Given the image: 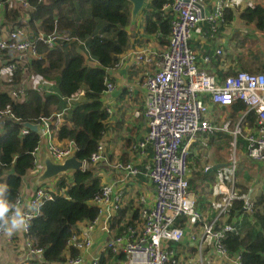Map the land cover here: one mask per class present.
<instances>
[{
  "label": "built area",
  "instance_id": "obj_1",
  "mask_svg": "<svg viewBox=\"0 0 264 264\" xmlns=\"http://www.w3.org/2000/svg\"><path fill=\"white\" fill-rule=\"evenodd\" d=\"M9 7L29 8V0H0V10ZM162 9L172 14L168 43L161 47L141 46L132 49L120 57L114 67L119 66L126 59H131L134 65L140 68L141 83L145 88L144 110L147 131L144 137L129 146L130 151L149 156L145 164L144 175L150 181L153 191V200H141L135 207L138 211L134 225H128L125 232H114L108 238L105 247L114 253L123 254V258H116L114 264H206L205 247L209 248L214 256L222 263L242 264L240 252L229 255L222 239L229 231L237 232L235 222L225 221L226 209L232 197L236 194L235 170L232 169L230 181L231 189L226 194L225 203L216 209L210 219L197 206V194L189 181V153L190 146L202 133L212 134L216 130L226 131L233 136V145H236V135L241 134L246 142L247 155L253 159H264V70L250 71L244 68L229 73L224 78L218 77L208 69L195 63L196 53L189 40L195 27L204 19L210 22V30L215 32L224 21L223 0L208 14L204 12L202 0H167ZM0 17V48L7 50L20 59L29 55H36L39 43L53 46L62 41H72L73 37L56 30L45 32L38 30L33 33L26 26L5 28ZM222 48L214 49L213 55L221 56ZM212 55L205 54L204 62H209ZM89 63H95L88 59ZM16 68L14 61H8L0 68L1 73L12 75ZM111 69V68H110ZM34 74L28 82L24 79L19 87L10 90L14 98L24 97L25 84L31 85ZM11 78V77H10ZM8 79V78H7ZM10 80V79H8ZM105 93L114 89V83L105 76ZM36 87L41 88L39 85ZM78 91L66 97L67 104H72L82 95ZM242 101L244 108L235 118L218 121L210 115V103L230 106L233 102ZM109 111V109H108ZM66 108L50 116L41 117L38 122L41 127V139L47 142L49 155L55 161H62L72 154L71 144L59 145L53 134L52 126L60 124ZM135 115L141 113L135 110ZM255 116L254 126H249L248 115ZM4 116L15 118L9 109L0 110V118ZM17 119V118H15ZM22 124V122H21ZM27 127L23 125L22 132ZM39 144L34 148L35 164H38L37 152ZM150 151V154H149ZM85 168L88 164L85 160ZM110 163V169L126 171V175L138 174L133 161L110 160L106 154L103 140L90 155V165L96 163ZM134 163V164H133ZM208 168V167H207ZM206 167L205 169L208 170ZM231 172V171H230ZM122 184L113 182L102 183L101 189L93 196L92 202L99 207V214L87 223L84 229H75L67 240V245L85 249L92 243L91 231L100 215L105 214L109 220L123 205ZM50 187H36L30 198L23 202L21 197L14 203L27 210L29 205L41 204L43 200L51 198ZM254 202L248 195L244 198L242 210L249 213ZM39 211L32 210L35 216ZM139 219V225H136ZM29 229V227H28ZM20 231L23 236V256L17 264H26L31 256H40L42 249L31 244L25 236L28 231ZM124 229V228H123ZM122 229V230H123ZM8 241L14 239L0 232V239ZM185 240L188 245L193 244L196 256L194 260L184 262L175 243ZM208 245V247H207ZM104 249V248H103ZM205 250V251H204ZM83 258L79 253L76 256H67L57 264H82ZM88 264H98V255Z\"/></svg>",
  "mask_w": 264,
  "mask_h": 264
},
{
  "label": "trees",
  "instance_id": "obj_2",
  "mask_svg": "<svg viewBox=\"0 0 264 264\" xmlns=\"http://www.w3.org/2000/svg\"><path fill=\"white\" fill-rule=\"evenodd\" d=\"M29 1V8L5 5V21L2 19V25L5 28L26 26L31 28L33 33L38 30H56L76 39L62 41L53 46L39 43L36 55L21 58L25 62L0 48V67L8 61H14L16 64L10 80L0 82L6 87L0 88V110L9 109L17 118H0V184L7 185L8 198L15 202L21 196L24 176L35 167L33 150L40 143L42 136L28 127L23 133L21 122H40L41 117L50 116L66 108L60 124L52 126L53 134L58 142H62V146L71 144L76 156L85 160L88 165L71 171L69 175L60 174L37 185L50 187L52 197L43 200L42 207L31 219L29 229L25 233L33 246L42 249L40 256H31L26 264H57L66 259L67 253L68 256L79 254L77 248L67 245L76 224L83 221L89 223L99 214V207L92 202V198L101 189L103 182L96 169L90 166V155L96 150L110 125L108 107L103 100L105 76L119 60L120 54L128 48L131 38L136 35L132 33V29L137 21L144 34L157 33L160 43L166 45L172 14L162 9L167 0H149L133 23L130 20L129 0ZM224 12L223 23H226L232 19L233 14L228 9ZM239 16L248 22H254L257 28H264L262 4L246 6ZM189 43L191 45V39ZM89 58L95 63H89ZM247 69L263 71L264 66ZM234 72L220 71L219 76L224 78L225 74ZM33 74L41 80L51 82L49 88L25 84L24 97L14 98L10 90L18 88L26 75ZM109 80L113 82L110 76ZM81 90L83 93L79 99L70 105L67 104L66 97ZM230 107V117L235 118L244 105L242 101L237 100ZM140 114H143V111ZM254 123L255 116L250 112L248 124L251 127ZM246 142L241 134L236 135L237 147L245 152ZM259 163H264V159ZM238 171L237 169L235 173H239ZM214 173L209 171L204 177L213 180ZM224 179L227 183L231 181V178ZM192 182L190 179L191 186L194 185ZM237 184L242 188H239V192L236 189V194L225 211V221L235 222L237 232H226L222 241L229 255L240 252L242 264H264V189L260 188L249 194L248 184L242 181ZM247 195L254 202L249 213L242 210ZM197 205L201 211L210 207L203 198L197 201ZM129 207L127 204L117 210L110 219V229L117 227V233H121L123 228L134 224L138 211L134 208L128 212H131L128 216ZM215 213L216 211L211 212L207 219ZM123 256L105 247L98 255V264H114L116 258Z\"/></svg>",
  "mask_w": 264,
  "mask_h": 264
},
{
  "label": "crops",
  "instance_id": "obj_3",
  "mask_svg": "<svg viewBox=\"0 0 264 264\" xmlns=\"http://www.w3.org/2000/svg\"><path fill=\"white\" fill-rule=\"evenodd\" d=\"M202 2L204 12L208 14L215 8L216 5H218L219 0H202ZM257 3L264 5V0H223L224 10L228 9L232 11L233 16L231 21L226 23L224 22L215 32L210 30V22L206 19L201 21L195 27L191 37V45L195 50V63L198 66L208 69L209 71L215 73L218 77L221 75L220 71L222 73L226 71L234 72L240 68H248L247 59L250 56V52L234 54L232 49L229 51V48L233 43H236L233 37L239 31L241 32L244 29H248L250 33H257L254 22H248L239 16L240 12L246 6ZM0 17L3 19V21H5L3 17V9L0 10ZM132 33H136V35L131 38V43L125 50L126 52L132 49H138L144 45H148L149 47L153 46L156 48L165 46V44L160 43L158 40L157 33L151 35L144 34L142 32V27L139 26L138 21L136 25H134ZM218 47L222 48L223 50V54L221 56L213 55L214 49ZM125 51L120 54V57L125 54ZM205 54L212 55V58L209 62L203 61V56ZM252 61L253 60H251V62ZM252 65V68L257 66L263 67L264 58L262 61H260V58L255 59L254 62H252ZM108 74L110 77H112L115 87L112 91L103 94V100L109 109L110 116V125L102 138L106 148V154L111 161L116 159L122 161H133L135 163H133V166L138 169L139 173L126 175V171H123L122 173L120 170L110 169L108 166L110 163L104 162L91 164L90 166H93L96 169L97 174L101 176L103 183L113 182L115 185L122 184L124 186L122 206L124 207L127 204L130 205L129 210L127 211V215L130 216L131 212H128L134 209L135 204L136 206L139 205L141 200H145L150 203L153 200V191L151 189L150 181L143 173L145 170L144 166L149 156H145L141 153L139 154L138 151H130L129 149V146L137 140L142 139L147 131V123L144 114L135 115L134 112L135 110H140L141 112L144 110L145 88L141 83L140 68L136 67L131 59H126L119 66L111 68L108 71ZM49 84H51V82L48 80L38 79L35 81L34 78L31 85H39L40 87L46 89L49 88ZM230 111V106L210 103V115L218 121H224L227 118L231 119ZM203 136H210V139L216 138L217 141H213V143L217 142L218 144H222L223 142L226 148L230 147L227 146L226 138H230V143L233 144V136L229 132L219 130L218 132H213L212 134L202 133L195 141L191 143L189 162L191 159H198L197 155H194V150L196 149L198 143L202 144L200 139L202 140L204 138ZM56 141L58 142L57 139ZM58 144L62 145V142L60 141ZM220 148H222V146ZM238 150L242 151L239 148ZM45 155H49V152L47 148V142L42 138L39 143V150L37 152V160L39 163L35 164V167L29 170L24 176L23 185L20 189V197L24 203H26V201L30 198L37 185L40 184L36 181V177L41 172L42 160ZM210 164L211 167L209 166L210 170L208 171H204L202 169L196 170L198 168L192 166V169H188L189 181L190 179H193L192 176H190L191 171L196 170L195 177L198 183H195L194 187H191L195 190L197 199L200 196L197 184L204 185L206 183H210V179H206L204 174H208L209 171L214 173L215 170H218V168H215L218 165V161H215L214 159V161ZM255 167L257 169H264V163H255ZM201 171H204L205 173L203 174ZM200 173L203 175L200 176ZM217 180L218 178L216 181ZM256 188L257 186L252 184L249 187L248 193L250 194L252 191L257 190ZM203 191L209 192L205 188H203ZM197 201L199 202V200ZM206 201L210 205V201ZM197 206L200 209L199 205ZM209 211V208H205L202 212L206 217H208L210 214ZM215 211L216 210L214 209L213 212ZM108 221L109 220H106L105 214L99 216L93 227V230L91 231V245L79 251L83 258L82 264H88L94 256L99 255L103 248H105V244L111 234L117 232V227L111 230L107 229V227H104V225H107ZM135 223L136 222L134 220V224ZM86 225L87 222H78L76 224V229L79 228L82 230L86 227ZM136 225H139V219ZM122 232H125V229H123L121 233ZM14 235L15 236L12 241H8L4 237L0 239V264H17L23 256V236L20 231L16 232ZM177 243H175V247L178 250L177 254H180V256L184 259V262L195 259L196 253L194 246H192L193 244L188 245L189 243H187L185 240H181L179 244ZM205 250L206 264H224L221 262V260L214 256L213 252L209 250V248L205 247ZM212 258H215L216 260L213 261Z\"/></svg>",
  "mask_w": 264,
  "mask_h": 264
},
{
  "label": "rangeland",
  "instance_id": "obj_4",
  "mask_svg": "<svg viewBox=\"0 0 264 264\" xmlns=\"http://www.w3.org/2000/svg\"><path fill=\"white\" fill-rule=\"evenodd\" d=\"M244 30H242L241 32L239 31L233 37L236 43H233L231 45L229 51L232 49L234 54H238V53L243 54L245 52H250L249 54L250 56L247 59L248 67H253L251 60L260 58V61H262L264 58V28L260 29L256 27L255 30L257 31V33H253V32L250 33L248 29L245 31ZM21 61L25 62V60L23 59H21ZM10 77L11 75L9 76V74L7 73L0 72V82L8 80L10 79ZM31 77L32 75H26L24 81L28 82V80H30ZM34 78L35 81L40 79V77L38 76H34ZM0 88L4 89L6 87L4 84L0 83ZM203 137L204 138L202 140L199 138L202 144L198 143L196 149L194 150L195 152L194 155L195 156L197 155L198 159H191V161L188 164V168L192 169V167H195L198 168L196 170L202 169L204 171H208L210 170L211 167L210 163H212L214 159L215 161H218V165L215 167L216 169L218 168L217 170L218 172L214 174L213 180L210 179L209 180L210 183L204 184V187L201 184H197V188L199 189L200 196H202V197L199 196L198 200L200 198H203L204 200L210 201L209 213L213 212L214 209L216 210L225 203L226 194L227 192L229 193L231 186L229 183L226 182L224 178H230V177L232 178L233 168L235 171L237 169L239 170L238 171L239 173H235L234 175L235 177L234 179L236 180V186L238 190L237 192H239L240 190L239 188H242L240 185L237 184V182L240 183L241 181L246 185L248 184L247 185L248 188L251 186V184H254L257 186L256 188L257 190L260 188L264 189V169L263 168L257 169L255 167V163H259L261 162V160H255L250 156H248L247 152L238 150L237 145L234 146L233 144L230 143L231 142L230 138H226L227 146H230L229 148H226L223 142L222 144L220 143L218 144L217 142L213 143V141H217L216 138L210 139V136H203ZM221 146L222 148H220ZM205 167L206 168L208 167L207 168L208 170H206ZM196 170H192L190 175L194 179V180L191 179L194 185L195 183H198L195 177ZM70 172L71 171L69 170L66 172H62L61 174L69 175ZM217 178L218 180L216 181ZM203 188H205L209 192H204ZM212 260L215 261L216 259L212 258Z\"/></svg>",
  "mask_w": 264,
  "mask_h": 264
},
{
  "label": "water",
  "instance_id": "obj_5",
  "mask_svg": "<svg viewBox=\"0 0 264 264\" xmlns=\"http://www.w3.org/2000/svg\"><path fill=\"white\" fill-rule=\"evenodd\" d=\"M131 2L130 20L131 23L135 21L141 9L148 3L149 0H129ZM22 125L30 128L31 130L41 134V127L38 122L24 121ZM84 161L76 156L75 151L62 161H55L50 155H45L42 160L41 172L37 175L36 181L38 183L46 180H52L62 172L75 171L83 168Z\"/></svg>",
  "mask_w": 264,
  "mask_h": 264
},
{
  "label": "clouds",
  "instance_id": "obj_6",
  "mask_svg": "<svg viewBox=\"0 0 264 264\" xmlns=\"http://www.w3.org/2000/svg\"><path fill=\"white\" fill-rule=\"evenodd\" d=\"M42 204H33L24 207L12 202L8 198V187L0 184V232L7 236H12L16 232L27 230L30 221L33 219L30 212L38 210Z\"/></svg>",
  "mask_w": 264,
  "mask_h": 264
}]
</instances>
